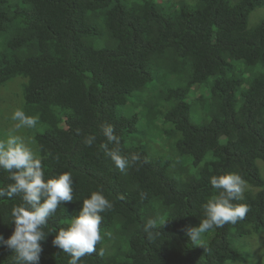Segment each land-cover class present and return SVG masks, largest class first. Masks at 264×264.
Instances as JSON below:
<instances>
[{"label": "trees", "instance_id": "16d2710c", "mask_svg": "<svg viewBox=\"0 0 264 264\" xmlns=\"http://www.w3.org/2000/svg\"><path fill=\"white\" fill-rule=\"evenodd\" d=\"M263 5L264 0H195L166 13L155 0H20L16 5L0 0V86L16 76L26 79L23 110L46 126L35 137L45 176L69 172L73 178V201L61 204L44 227L52 233L41 242L39 264H68L70 256L52 240L93 191L102 192L113 208L101 213L96 251L79 264L245 260L230 237L264 228V177L258 165L264 163V19L248 25L250 12ZM236 61L239 70L257 68L244 78L239 97L241 78L227 77L237 70ZM211 77L205 104L210 120L195 124L188 91ZM157 78L163 89L147 88ZM141 91L137 103L147 121L170 125L160 131L170 139L165 161L139 143L126 144L137 116L118 109ZM107 124L120 139V154L139 157L125 172L103 147H116L102 135ZM88 136L95 137L91 147L84 143ZM229 172L245 179L243 200L235 203H246L249 212L195 243L186 229L198 226L204 204L218 192L210 177ZM9 175L0 169V188L11 183ZM21 202L19 196L0 197L5 239L14 230L12 209ZM150 218L157 220L155 239L144 232ZM0 264H16L15 253L0 246Z\"/></svg>", "mask_w": 264, "mask_h": 264}, {"label": "clouds", "instance_id": "9594fccd", "mask_svg": "<svg viewBox=\"0 0 264 264\" xmlns=\"http://www.w3.org/2000/svg\"><path fill=\"white\" fill-rule=\"evenodd\" d=\"M11 119L15 122L12 132L7 138L0 139V169L10 174L8 179L11 183L0 188V197L19 196L22 202L12 209L11 223L14 224V230L7 239L0 235V246L15 253L16 264H39L41 242L52 233H46L44 227L61 204L73 201V178L69 172L46 178L42 160L25 139L16 134L20 129L34 128L39 122L38 116L28 115L18 108L13 111ZM102 135L109 144L116 145L111 150L108 144L103 147L121 172L127 170L130 162L139 159L134 153L127 157L120 154V139L111 124L102 127ZM94 140V136H88L84 143L91 147ZM209 182L218 192L204 204V218L200 219L198 226L186 229L187 235L195 243L208 230L222 228L229 223L236 224L249 212L246 203H235L243 200L245 191L246 181L240 174L229 172L212 175ZM144 198L145 195L141 193V199ZM112 208V202L102 192L93 191L83 199L78 214L71 219L70 224L55 233L52 243L70 256L68 264H79L83 257L96 251V245L102 239L101 213ZM144 232L149 239H155L159 233L157 220L148 219L144 224Z\"/></svg>", "mask_w": 264, "mask_h": 264}, {"label": "rangeland", "instance_id": "374dc122", "mask_svg": "<svg viewBox=\"0 0 264 264\" xmlns=\"http://www.w3.org/2000/svg\"><path fill=\"white\" fill-rule=\"evenodd\" d=\"M12 4L16 5L20 3V0H10ZM138 0H125V2H134ZM161 5L166 13H170L181 5H192L195 0H155ZM264 19V5L256 7L253 9L248 17V25L254 26ZM3 36L0 35V49L3 45ZM101 45V44H98ZM237 66V70H232L227 74V77L235 76L241 78V83L238 85L235 91V96L239 97L240 90L245 86L243 82L244 78L250 76V74L256 71L257 68L253 70H239L242 65L239 61L234 62ZM240 63V64H239ZM172 80L173 76L168 77ZM212 77L208 79L207 82L203 84H198L193 86L188 91L187 100L190 103L189 117L191 121L195 124L206 123L210 120V116L206 110V102L209 100L210 95V84L212 82ZM26 79L22 76H16L3 85L0 86V139L7 138L8 134L12 132L15 122L12 121L11 116L14 110H23L22 101V85ZM156 85L157 91L163 89L164 85L157 78L155 82L149 83L147 88ZM182 85V83H180ZM143 92V93H142ZM144 91L138 92L132 95L127 103L119 107V112L125 116L136 115L137 121L135 122V131L126 140V144L139 143L149 152L152 156L160 157L161 160L165 161L168 159V144L170 139L167 138L163 132L165 129L170 127L169 124H163L160 120H156L155 124H150L147 121V117L141 105L137 103L138 97L143 98ZM156 123L158 126H156ZM46 126L37 123L34 128H23L20 129L16 134L21 135L25 142L32 148L33 152L37 155V145L35 137L38 133L45 130ZM161 131V132H160ZM206 156L204 159H207ZM204 161V160H203ZM202 161V162H203ZM187 164V162H186ZM260 167V173L264 177V163L258 161ZM176 167L174 165L169 166L170 172H173L175 177L178 174L175 172ZM190 171H193L192 169ZM203 235L198 240V242H203ZM231 245L245 254L244 261H227L225 264H264V228L257 234H251L250 236H231Z\"/></svg>", "mask_w": 264, "mask_h": 264}]
</instances>
